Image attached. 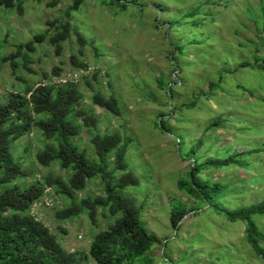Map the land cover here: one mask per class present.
Listing matches in <instances>:
<instances>
[{
  "label": "rangeland",
  "instance_id": "obj_1",
  "mask_svg": "<svg viewBox=\"0 0 264 264\" xmlns=\"http://www.w3.org/2000/svg\"><path fill=\"white\" fill-rule=\"evenodd\" d=\"M1 1L0 100L38 85L59 68L63 77L76 80L83 94L80 109L98 118L96 129L74 118L80 131L74 143L97 160L96 135L122 138L128 170L139 179L124 192L147 231L160 240L133 259L121 239L114 251L123 264H264L246 239V223L230 222L218 210L264 201V67L253 68L256 59L264 62V0H129L125 8L102 0H62L54 8L52 0H22L12 9ZM62 34L67 38L57 53L52 39ZM33 41V52L20 49ZM9 55L17 58L12 59L16 76L11 62L2 60ZM78 61L87 66L86 75L75 76ZM86 80L107 98L115 94L120 114L93 105ZM45 143L34 126L13 143L23 169L18 184L43 181L50 173L69 179L70 171L59 163L38 165L36 155ZM115 153L108 155L112 172ZM225 160L230 163L216 165ZM194 165L200 169L201 200L188 193ZM214 184L223 189L214 190ZM98 198L107 195L96 176L77 193V202ZM177 202L186 215L174 228L170 217ZM69 206L54 189L44 192L31 214L66 251L96 264L92 242L121 215L98 207L95 221L86 211L60 219L58 212ZM253 219L264 232V215Z\"/></svg>",
  "mask_w": 264,
  "mask_h": 264
},
{
  "label": "trees",
  "instance_id": "obj_2",
  "mask_svg": "<svg viewBox=\"0 0 264 264\" xmlns=\"http://www.w3.org/2000/svg\"><path fill=\"white\" fill-rule=\"evenodd\" d=\"M20 1L22 0H3L1 4L12 9ZM61 1L52 0L49 6L54 8ZM106 1L124 8L130 3L129 0H102V3ZM66 38V34H62L52 39L57 53L61 42ZM35 40L39 43L43 41L41 37H36ZM33 46L34 41L20 46V49L24 47L33 52ZM20 55L21 52L17 58ZM26 55L23 58L29 61ZM14 57L9 55L2 60L11 62L12 73L16 76L18 67L16 62H12ZM259 61L260 59H256L252 67L263 70L264 62ZM245 66H250V63H243L242 67ZM74 67L84 70L87 66L78 61ZM62 77V69L56 68L51 74H44L43 81L38 85H28L24 92L10 93L4 102L0 100V264H89L84 257L78 258L76 254L66 251L57 236L31 214L34 204L43 200L47 188L55 189L70 201L69 207L58 212L62 220L77 217L86 211L90 219L95 221L98 207H109L112 215H121L110 230L99 233L92 242L90 257L96 264H123V259L117 257L114 251L121 239H126L127 245L129 243L133 259L143 256L151 246L160 242L157 235L147 231L140 220L137 205L124 192V189L138 185L139 179L128 170L126 147L122 144L120 135L94 137L92 143L97 160H91L87 152L74 143L80 132L74 118H80L84 127L93 129L97 128L98 118L93 113L80 109L83 94L76 83H52L53 78ZM86 87L93 93V105L113 115L120 114L121 107L115 94L105 97L94 91L89 80H86ZM33 126L46 141L44 148L36 155V162L43 168L59 163L61 169L70 171L68 180L50 173L44 176L43 181L27 186L17 183L23 169L14 157L12 146ZM200 146L201 144L199 148ZM114 150L115 171L112 172L108 169V155ZM229 163V160H225L216 162V165L224 166ZM116 171L120 172L119 177L114 175ZM199 173L200 169L194 165L188 193L201 200L204 193L200 191L202 179L198 178ZM96 176L103 180L107 198L86 199L78 203L77 193L84 190L87 182ZM213 189L221 191L223 187L214 184ZM218 210L230 222L240 220L246 223V239L254 252L264 259V232L253 219L254 215H264V201L233 211L222 208ZM185 215L183 204L174 203L170 217L172 226L178 228ZM63 232L66 234V231Z\"/></svg>",
  "mask_w": 264,
  "mask_h": 264
},
{
  "label": "built area",
  "instance_id": "obj_3",
  "mask_svg": "<svg viewBox=\"0 0 264 264\" xmlns=\"http://www.w3.org/2000/svg\"><path fill=\"white\" fill-rule=\"evenodd\" d=\"M79 72H80V73H78V75H75V76H80V74H84V75H86V73H85L84 70H80ZM69 76H70V75H68V76H66V77H62V78H53V79H52V83H54V84H60V83H67V82H75V81H76L75 79H71V78H69ZM71 76H72V75H71ZM72 77H73V76H72ZM50 191H52L51 188H47V189L45 190V192H50ZM37 205H38V203L34 204V206H33L32 208L36 207Z\"/></svg>",
  "mask_w": 264,
  "mask_h": 264
}]
</instances>
